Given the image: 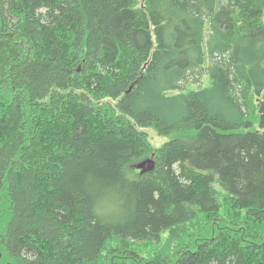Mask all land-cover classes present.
Returning a JSON list of instances; mask_svg holds the SVG:
<instances>
[{
    "label": "trees",
    "instance_id": "16d2710c",
    "mask_svg": "<svg viewBox=\"0 0 264 264\" xmlns=\"http://www.w3.org/2000/svg\"><path fill=\"white\" fill-rule=\"evenodd\" d=\"M0 264H264V0H0Z\"/></svg>",
    "mask_w": 264,
    "mask_h": 264
},
{
    "label": "rangeland",
    "instance_id": "374dc122",
    "mask_svg": "<svg viewBox=\"0 0 264 264\" xmlns=\"http://www.w3.org/2000/svg\"><path fill=\"white\" fill-rule=\"evenodd\" d=\"M205 82H207V79ZM144 130L147 132L148 137L155 148L161 147L168 140L166 135L158 133V131L153 126L146 127ZM152 246H155V243L152 244Z\"/></svg>",
    "mask_w": 264,
    "mask_h": 264
},
{
    "label": "water",
    "instance_id": "95a60500",
    "mask_svg": "<svg viewBox=\"0 0 264 264\" xmlns=\"http://www.w3.org/2000/svg\"><path fill=\"white\" fill-rule=\"evenodd\" d=\"M155 165L156 163H155L154 155H152L151 157L138 163L136 165V168L139 169L142 174H144L146 172L154 170Z\"/></svg>",
    "mask_w": 264,
    "mask_h": 264
}]
</instances>
